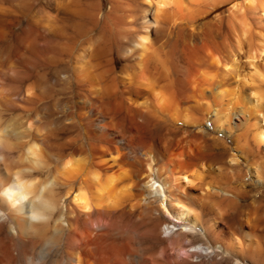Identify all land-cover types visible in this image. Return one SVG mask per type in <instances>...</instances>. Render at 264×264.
<instances>
[{
    "label": "bare ground",
    "instance_id": "bare-ground-1",
    "mask_svg": "<svg viewBox=\"0 0 264 264\" xmlns=\"http://www.w3.org/2000/svg\"><path fill=\"white\" fill-rule=\"evenodd\" d=\"M195 1L0 0V264H264V188L206 177L226 175L208 137L247 116L264 156L262 92L220 77L225 22ZM47 109L50 133L30 131Z\"/></svg>",
    "mask_w": 264,
    "mask_h": 264
},
{
    "label": "rangeland",
    "instance_id": "rangeland-1",
    "mask_svg": "<svg viewBox=\"0 0 264 264\" xmlns=\"http://www.w3.org/2000/svg\"><path fill=\"white\" fill-rule=\"evenodd\" d=\"M185 1H187V0H185ZM196 1H198L197 3L199 4L197 7H194V8H197L196 11L203 9V10L208 12V14L206 16L199 19V22H208L209 27L212 26L213 23H214L213 26H215L218 23V20H222L223 22H225L226 27L223 28L225 30L223 35H219L218 37H215L214 40H215V44H216L217 48L220 50V53L223 55H224V52L227 53V55L229 54L228 58L232 54V56H231L232 58L230 57L229 62L227 61V64L229 66L227 65L226 67H224L225 69L221 68L222 72L220 71L221 72L220 77L222 76V78L227 80L226 81L227 84L230 82L229 83L230 85L228 84V87L234 88L237 93H239L241 91L240 93L243 94V92L244 93L247 92L250 87L252 88V86H253V88H255V86H256V88L258 87L259 89H261L262 95H259V96H262V97H259V101L261 102V110L264 113V91H263L264 90V82H262L263 80H260V81L258 80L261 78L260 76L264 75L263 74L264 73V68H263L264 67V54L259 52V49H257V46H256V43H257L256 41L258 40L257 34L258 33L264 34V18H263L264 16L260 19L258 17L259 11L258 10L251 11L247 7L248 2L246 0H196ZM217 1H219L217 7L212 8V5L214 3H216ZM261 1H262V3L264 2V0H257V2H261ZM198 7L199 8L202 7V8L199 9ZM106 8L107 7H105V9ZM245 8H247V9H245ZM171 12H172V14H171ZM164 13H166L165 15H167V14L168 15H177L178 14L177 11L170 9V8H169V13L167 12V10ZM260 21H262V22H260ZM247 28H248V30H247ZM173 36H174V33H173V35H171V37H173ZM237 41H239V42H237ZM236 42H237V44H236ZM229 51H230V53H229ZM115 60H116L117 65L122 64V61L119 59V57L117 55H115ZM234 60H235V62H234ZM230 67H231L232 71H231ZM223 70L226 73L225 76H223L224 75ZM233 71H235V74H233ZM228 72H231V73L228 74ZM237 75L239 77H237ZM251 77L253 79H251ZM256 77H259V78H256ZM239 79L241 81H239ZM242 79H244V80H242ZM251 80H253V81L251 82ZM52 85L53 86L55 85L54 86V87H56V88H54L55 90L59 89L61 86L59 80H56L54 82V84H52ZM254 95L255 94H252L250 97H254ZM231 101L232 102L229 104L231 106H229V107L232 108L231 110L233 112H234V110L236 111V108H234V107H237L240 109L241 106L237 105V104H241V103L243 104V101H241V100L237 104L234 101V99H232ZM46 112H47V115L41 116L38 121L34 122L35 124L34 123L32 124L33 126L31 125L30 131H35V130L39 129L38 130L39 132L41 130L40 133H43V131H44V133L46 132V134L50 133V131L52 129V127H51L52 126V119H51V116L49 115L50 110L47 109ZM206 116H207V118H209L208 114ZM235 117L237 118V116L235 114H232L231 115V121L236 120ZM247 117L248 118H246L247 119L246 122H248V123L253 122L251 115L247 116ZM43 119H44V121H43ZM248 119H250V120H248ZM207 122L208 121H206L205 124ZM246 122L244 123V125L242 124L239 127L233 126L234 128L232 127L231 133H229L228 136H226V137L223 136L221 131L214 132V135L218 136V138L223 137L222 138L223 141L227 144V145L225 144L224 147L222 145H217V144H221L219 142L220 139L212 141L208 137V141L210 142V144L213 143V144H211V146L213 147L214 153L216 152L215 155L218 156V159L220 160L219 162L224 164V165L221 164V166H222L221 170H224V173H226V175H223L222 174L223 172L220 171L218 174L217 173H209L211 176L206 175V177H207V179H210L211 182L218 184L220 186L222 185V187H224V188L225 187L232 188V186L234 185L232 188L233 190H236L235 187H237V188L239 187V189L244 187V189L246 191H254V190L256 191V190H261L262 188H264V185H262V184L258 185V183L253 184L254 177L256 176V174L258 175L260 172L262 174L261 176H263V177H261L260 175H259V177L261 179L263 178L262 180H264V170L262 168L261 169L259 168L257 173H256L254 166H257L256 163H258V164L260 163V166L262 165V167L264 168V156H262V157L258 156L257 157L255 155L245 153L244 147H243V145H244L243 144V138H242L241 134H242V128L243 127H244L243 132L245 131L246 128H250ZM37 123L39 124V127H38ZM45 123H46V125H45ZM245 124H246V128H245ZM36 125H37V127H36ZM240 130H241V132H240ZM177 131H180V130L177 129ZM238 133H239V135H237V136H239V137L241 136V137L239 139H237L236 138L237 136H236L235 137L236 140H234V136ZM237 140L239 143H237ZM236 143L240 144V146L237 145ZM234 144H236L239 147H237L236 145L234 147ZM241 145H242V147H241ZM227 148H229V149H227ZM231 152H232V154L233 153L234 154L233 155L229 154ZM244 153H245V155H244ZM239 154L241 156H239ZM246 155H247V157H246ZM249 155H251V156H249ZM231 156L237 160L233 161V162L228 161ZM42 157L46 160L47 163L49 162V164H50V159L47 155L46 156L43 155ZM256 157H257V159H256ZM260 158H261V161L259 160ZM222 160H224V161H222ZM225 163H226V165H225ZM224 166H226V169H223V168H225ZM229 166H231L232 169ZM220 174H222L223 176ZM242 184H243V186H242ZM240 185H241V187H240ZM240 203L242 206H250L249 205L250 204V198L246 196V197L240 199ZM238 229H240V227L237 226L233 230V231L236 230L235 231L236 233L235 232L234 233L237 236L240 235V233H239L240 231ZM200 261H201V264H208V261L206 259H201ZM252 261H254L253 258H251L250 261L246 260V262L249 264ZM217 264H219V263H217Z\"/></svg>",
    "mask_w": 264,
    "mask_h": 264
}]
</instances>
